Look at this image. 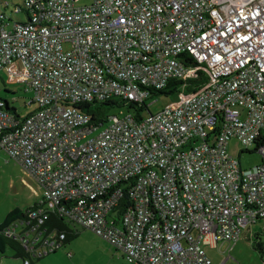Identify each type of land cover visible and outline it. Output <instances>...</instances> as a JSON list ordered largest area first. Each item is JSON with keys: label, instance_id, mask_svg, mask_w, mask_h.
<instances>
[{"label": "built area", "instance_id": "obj_1", "mask_svg": "<svg viewBox=\"0 0 264 264\" xmlns=\"http://www.w3.org/2000/svg\"><path fill=\"white\" fill-rule=\"evenodd\" d=\"M77 1L0 13V81L35 107L17 117L0 98V149L41 190L2 235L51 252L63 238L41 230L53 213L129 264H211L202 246L264 223V0ZM173 80L178 101L150 113ZM112 98L137 110L93 119L79 108ZM233 139L261 163L242 170Z\"/></svg>", "mask_w": 264, "mask_h": 264}, {"label": "rangeland", "instance_id": "obj_2", "mask_svg": "<svg viewBox=\"0 0 264 264\" xmlns=\"http://www.w3.org/2000/svg\"><path fill=\"white\" fill-rule=\"evenodd\" d=\"M89 3V0H79L75 4L81 6ZM22 6L21 0H12L5 8L0 5V13L4 12L7 16H12L13 6ZM20 21H27L24 12L15 15ZM67 46L64 45V48ZM196 87V82H189L186 93H190ZM7 91L4 92V91ZM0 98L9 101L22 116H27L35 109L34 106L25 108L29 95L24 92L22 85H4L0 81ZM178 94L169 96L153 95L146 101L148 111L152 114L160 112L168 105L178 101ZM128 106L106 107L103 113L109 117L124 116L131 113ZM241 146L236 140L228 143V152L239 161L242 170L251 169L261 163V156L256 152L239 153ZM22 179H27L28 183L35 186L37 184L25 176L20 166L10 160L3 150L0 151V224L7 216L14 211L25 212L38 200L32 189L25 185ZM70 230L74 232V238L65 246H54L56 252L38 258L39 255L50 252V246L43 247L38 244L35 246L34 253H30L31 264H129L121 253L117 251L109 242L99 237L93 231L83 228L74 222L65 220ZM264 223L257 222L250 228L244 229L240 239L228 246L227 243H219L217 247L209 245L202 246L204 253L211 264H263L264 255L257 245L264 243ZM250 232V233H249ZM32 246V245H31ZM34 247V246H32ZM48 250V251H46ZM0 264H24L20 258H15L13 252L7 249L4 254L0 253Z\"/></svg>", "mask_w": 264, "mask_h": 264}, {"label": "trees", "instance_id": "obj_3", "mask_svg": "<svg viewBox=\"0 0 264 264\" xmlns=\"http://www.w3.org/2000/svg\"><path fill=\"white\" fill-rule=\"evenodd\" d=\"M194 82V81H190ZM180 86V83L177 81L173 80L167 86L160 91H155L154 95L156 94L161 95V96H169L177 92L178 88ZM4 92L7 93L5 90ZM4 102L8 103L11 105L7 100L3 99ZM114 106H128L129 109L137 110V108L127 102H124L120 99H109L104 101L103 103L100 104H84L79 107L81 110L89 113L92 118L94 119L95 117H101L103 113V108L105 109L106 107H114ZM139 108L138 110H140ZM139 112V111H138ZM18 116H22L21 114H18ZM122 204V203H121ZM123 205V204H122ZM122 211V206L119 205V207L116 210L117 215L119 216ZM25 213L26 212H19V211H14L9 216H7L2 224H0V253L4 254L7 249H10L13 252V256L15 258H20L23 260V263L25 261H28V264H31V257L30 253H28L25 248L23 247L22 243L19 242L17 239L14 238H6L2 235V231L8 227L10 224L15 222L16 220H22L25 218ZM41 230H45L46 234L50 233H56L57 236L59 237L60 235H63V238L58 241V247L65 246L66 244H69V242L74 238V232L69 229L65 221L61 218H59L57 215L50 213L47 220L45 221L44 225L41 227ZM257 245V244H256ZM257 248L260 250V248L257 245ZM261 251V250H260ZM56 252V249L53 251L43 255L47 256L49 254H54ZM43 256H40L38 258H42Z\"/></svg>", "mask_w": 264, "mask_h": 264}, {"label": "crops", "instance_id": "obj_4", "mask_svg": "<svg viewBox=\"0 0 264 264\" xmlns=\"http://www.w3.org/2000/svg\"><path fill=\"white\" fill-rule=\"evenodd\" d=\"M0 151H1V149H0ZM25 176H26V175H25ZM22 180H23V182L25 183V185L29 186V187L32 189L33 193H34L36 196L38 195V196H37V199L39 200V198H40V196H41V190H40V188L38 187V188H39V191H40V192H38V191L36 190L35 186H33V185L31 186V185L27 182V181H28L27 179H22ZM38 200H37V201H38ZM37 201H36V202H37ZM33 204H34V203H33ZM29 208H30V207H29ZM23 212H24V211H23ZM25 212H26V211H25ZM249 233H250V232H249Z\"/></svg>", "mask_w": 264, "mask_h": 264}]
</instances>
